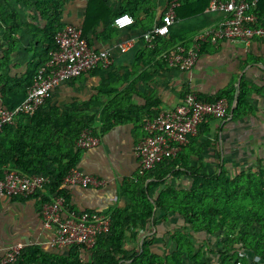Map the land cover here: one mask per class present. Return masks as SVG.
I'll return each instance as SVG.
<instances>
[{
    "label": "crops",
    "instance_id": "1",
    "mask_svg": "<svg viewBox=\"0 0 264 264\" xmlns=\"http://www.w3.org/2000/svg\"><path fill=\"white\" fill-rule=\"evenodd\" d=\"M207 2L187 0L179 5L170 35L150 48L143 34L161 21L170 0H0V107L4 106L3 91L14 94L33 80L48 59L53 33L68 24L80 27L96 50L113 53L108 71L96 69L63 82L48 102L58 117L68 114L93 120L99 143L80 150L77 168L106 181L98 187L63 184L64 216L89 211L111 219L118 210L131 212L136 200L127 184L140 175L134 148L146 136L144 126L160 112L173 110L187 93L204 101L227 97L232 116L207 117L202 122L172 160L175 167L164 183L152 188L150 201L155 205L166 187L190 188L194 170L209 175L225 172L230 177L264 170V40L205 43L189 71L169 68L163 60L177 45L191 47L198 32L219 21V14L210 11ZM124 10L135 23L120 29L113 21ZM260 14L264 18V1ZM129 40L132 45L121 52L120 46ZM242 93L245 103L234 112ZM155 180L150 178L146 184ZM47 198L53 197L46 188L28 197L1 198L0 246L20 242L48 254L70 256L75 246H52L56 232L44 226L42 206ZM179 235L189 238L199 261L222 263L218 251L223 238L196 232L183 214L165 212L156 205L146 226L132 225L126 232L124 249L141 252L147 243L153 254L169 259L180 250ZM79 256L85 263L92 262V249L81 248ZM130 263L120 255L119 264ZM167 263L174 264L172 258ZM34 264L45 263L40 259ZM182 264L197 263L184 253Z\"/></svg>",
    "mask_w": 264,
    "mask_h": 264
},
{
    "label": "trees",
    "instance_id": "2",
    "mask_svg": "<svg viewBox=\"0 0 264 264\" xmlns=\"http://www.w3.org/2000/svg\"><path fill=\"white\" fill-rule=\"evenodd\" d=\"M185 1L187 0H179V5ZM263 1L258 0L255 14L258 24L264 26V18L260 14ZM207 3L209 6V0ZM121 13L127 12L124 10ZM216 13L219 14V20L225 14L221 11ZM56 32L52 35L53 46L48 54L56 48ZM169 35L170 32L162 38ZM157 45L158 41L155 47ZM35 76L36 73L33 80L21 85L14 94L3 91L2 107H15L18 95L20 103ZM49 99L34 115L22 114L13 124L0 131V176L7 168H16L26 175L45 176L49 182L43 188L48 189L51 196L56 194L64 197V179L78 165L81 149L76 145L77 140L84 129L93 128V120L84 118L82 121L81 118L69 117L68 114L58 117L55 113L57 109L48 108ZM244 103L242 93L234 112ZM175 159L176 157L164 160L155 168L140 174L135 182L127 184V191L131 192L136 203L131 212L118 210L113 213L110 229L101 234L96 245L91 248L92 262L85 263L81 260L79 253L81 248L86 249L84 246L75 245L68 257L48 254L39 247L32 246L25 247L18 259L11 264H34L40 259L45 264H119L120 255L125 260H131L130 264H166L171 258L174 264H182L184 253L197 264H206L198 260V254L194 252L189 238L182 235L177 238L180 250L169 259L153 254L147 243L143 244L141 252H128L124 249L126 232L132 225L146 226L155 205L165 212L183 214L186 224L196 232L205 231L209 235L223 238V248L218 251L221 264H237L240 260L242 264H264V170L247 174L242 172L232 177L225 172L209 175L194 170L195 176L190 188L177 190L166 187L159 192L154 205L150 201L152 188L164 183V178L175 167L172 162ZM150 178L156 180L146 184ZM48 201L49 198L45 202Z\"/></svg>",
    "mask_w": 264,
    "mask_h": 264
},
{
    "label": "built area",
    "instance_id": "3",
    "mask_svg": "<svg viewBox=\"0 0 264 264\" xmlns=\"http://www.w3.org/2000/svg\"><path fill=\"white\" fill-rule=\"evenodd\" d=\"M179 0H170L168 10L161 21L146 30L143 38L150 48H154L159 37L169 34L176 20ZM258 0H209L208 9L221 11L225 15L193 37L192 46L180 44L163 56L169 68L189 71L197 63L201 48L205 43L219 41H243L250 44L254 40H264V26L258 24L255 14ZM117 28L125 29L134 25L135 19L129 13L118 14L113 21ZM56 48L49 52L46 63L39 68L33 84L24 99L12 109L0 107V131L13 124L22 114L34 115L52 96L54 89L63 82L80 77L96 69L108 71L113 65L110 50H96L84 37L82 29L68 24L55 34ZM132 45L129 40L120 46L126 52ZM232 116L231 104L226 97L216 101H204L194 93H187L182 102L173 110L160 112L148 120L144 126L146 136L138 142L134 153L140 163V174L155 168L166 159L176 157L188 137L198 132L199 126L207 118L226 119ZM99 139L93 128L82 131L77 140L79 149L97 146ZM49 180L41 175H26L16 168H7L0 176V200L4 196L28 197L42 189ZM64 184L83 187L103 186L106 181L88 175L77 167L65 177ZM42 206L44 226L55 230L52 241L54 247L84 246L93 248L98 237L110 229V218L98 212L70 213L63 215L65 198L53 195ZM26 247L14 243L7 248L0 246V264L14 263ZM237 264H242L241 260Z\"/></svg>",
    "mask_w": 264,
    "mask_h": 264
},
{
    "label": "rangeland",
    "instance_id": "4",
    "mask_svg": "<svg viewBox=\"0 0 264 264\" xmlns=\"http://www.w3.org/2000/svg\"><path fill=\"white\" fill-rule=\"evenodd\" d=\"M242 255V254H241ZM242 257H243V255H242Z\"/></svg>",
    "mask_w": 264,
    "mask_h": 264
}]
</instances>
